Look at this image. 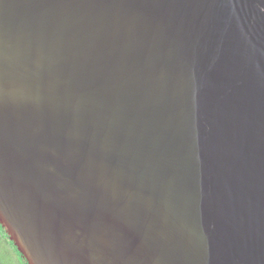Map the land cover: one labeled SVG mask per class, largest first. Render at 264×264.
<instances>
[{
    "label": "water",
    "instance_id": "95a60500",
    "mask_svg": "<svg viewBox=\"0 0 264 264\" xmlns=\"http://www.w3.org/2000/svg\"><path fill=\"white\" fill-rule=\"evenodd\" d=\"M0 225L27 264H264V0H0Z\"/></svg>",
    "mask_w": 264,
    "mask_h": 264
},
{
    "label": "rangeland",
    "instance_id": "374dc122",
    "mask_svg": "<svg viewBox=\"0 0 264 264\" xmlns=\"http://www.w3.org/2000/svg\"><path fill=\"white\" fill-rule=\"evenodd\" d=\"M0 264H23L15 248L0 232Z\"/></svg>",
    "mask_w": 264,
    "mask_h": 264
},
{
    "label": "trees",
    "instance_id": "16d2710c",
    "mask_svg": "<svg viewBox=\"0 0 264 264\" xmlns=\"http://www.w3.org/2000/svg\"><path fill=\"white\" fill-rule=\"evenodd\" d=\"M0 232L2 233V235H4L8 241L11 243V245L15 248V246L13 245V243L9 240L8 236L5 234V232L3 231L1 225H0ZM17 255L19 256V258L21 259V261L23 262V264H27V262L24 260V258L22 257V255L17 251V249L15 248ZM1 263V262H0Z\"/></svg>",
    "mask_w": 264,
    "mask_h": 264
}]
</instances>
